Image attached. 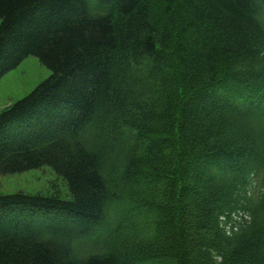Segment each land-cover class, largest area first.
<instances>
[{
    "label": "trees",
    "instance_id": "trees-1",
    "mask_svg": "<svg viewBox=\"0 0 264 264\" xmlns=\"http://www.w3.org/2000/svg\"><path fill=\"white\" fill-rule=\"evenodd\" d=\"M28 57L0 175L70 198L0 195V264H264V0H0V79Z\"/></svg>",
    "mask_w": 264,
    "mask_h": 264
},
{
    "label": "rangeland",
    "instance_id": "rangeland-1",
    "mask_svg": "<svg viewBox=\"0 0 264 264\" xmlns=\"http://www.w3.org/2000/svg\"><path fill=\"white\" fill-rule=\"evenodd\" d=\"M51 74L36 57H28L18 68L7 73L0 79V113L30 95L39 85L48 80ZM48 192H60L61 198H70L63 180L50 167L21 174L0 175V195L16 193L36 195ZM14 217H16L15 214Z\"/></svg>",
    "mask_w": 264,
    "mask_h": 264
}]
</instances>
